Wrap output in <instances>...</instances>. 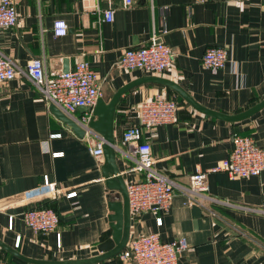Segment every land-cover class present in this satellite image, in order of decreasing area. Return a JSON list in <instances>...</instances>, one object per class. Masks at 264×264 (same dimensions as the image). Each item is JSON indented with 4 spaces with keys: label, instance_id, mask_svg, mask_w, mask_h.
<instances>
[{
    "label": "crops",
    "instance_id": "0c3cea01",
    "mask_svg": "<svg viewBox=\"0 0 264 264\" xmlns=\"http://www.w3.org/2000/svg\"><path fill=\"white\" fill-rule=\"evenodd\" d=\"M109 6L114 8L111 21L102 16ZM16 9L18 22L0 31V48L21 66L42 57L52 76L64 63L71 68L85 58L98 73L107 101L117 87L152 74L121 67L119 57L123 48L146 43L154 33L174 52L171 65L156 76L178 83L199 104L234 114L264 98V0H16ZM58 17L68 24L64 35L52 31ZM211 44L227 49L226 63L217 70L201 62ZM157 94L176 97L178 121L144 130L142 140L151 144L155 166L176 181L185 184L197 169L225 158L234 133L251 134L264 148V107L244 120L228 122L197 111L169 87L142 83L121 96L114 115L116 161L126 184L140 175L123 156L122 132L137 124L138 104ZM84 111L76 109L75 115ZM103 161L55 117L29 79L17 76L1 84L0 239L32 259L91 257L92 247L111 234L108 201L119 199L106 187ZM46 175L58 187L75 190L76 196L46 198ZM206 185L210 195L232 203H264V170L238 179L212 172ZM44 200L59 217L57 229L46 234L34 232L22 220L24 210ZM203 204L188 206L176 194L167 210L131 216L129 239L152 232L163 241L185 237L189 247L177 264H264V213ZM0 256L10 264H27L6 251L0 250ZM92 264L135 263L117 254Z\"/></svg>",
    "mask_w": 264,
    "mask_h": 264
},
{
    "label": "built area",
    "instance_id": "2783aa9c",
    "mask_svg": "<svg viewBox=\"0 0 264 264\" xmlns=\"http://www.w3.org/2000/svg\"><path fill=\"white\" fill-rule=\"evenodd\" d=\"M131 1L123 0V3L129 4ZM102 14L105 20L111 21L114 8L106 7ZM17 22L16 0H0V31L5 27L15 26ZM52 31L55 35L66 34V20L55 18ZM173 53V49L162 39L161 34L154 33L146 43L123 48L119 65L123 68H141L157 74L171 65ZM226 60L227 49L217 44L208 45L201 56L202 64L212 70L222 68ZM17 76H24L31 81L47 107L55 106L75 122L83 130L82 139L89 152L99 162L103 161V137L89 125L92 108L103 97V92L98 73L87 59L77 60L73 67L66 71L60 70L52 76L45 68L42 57H32L25 66H21L0 48V85ZM78 107H86L87 110L77 116L75 111ZM178 108L175 96L157 94L144 99L137 106V124L130 125L122 132L121 144L125 148L123 156L130 162L131 170L139 172L140 175L126 184L130 215L136 216L148 210H167L176 194L181 195L188 206H204L203 201H207L247 214L264 213V203L261 207L232 203L210 195L206 185V177L212 172H223L229 179H238L258 176L264 170V148L256 143L251 134H232L230 153L212 167L197 169L191 173L185 184L162 173L155 166L151 144L142 140V133L157 125L176 123ZM56 135L60 134L52 136ZM42 188L44 196L50 199L76 196L75 190L58 187L47 175L43 178ZM22 220L34 232L42 234L55 231L59 223L58 214L49 206L27 208L22 213ZM11 227L12 216L8 225V228ZM19 239L17 236L16 247ZM188 247L185 237L163 241L157 233L152 232L130 238L118 256L122 261L135 264H177ZM0 264L10 263L0 258Z\"/></svg>",
    "mask_w": 264,
    "mask_h": 264
},
{
    "label": "water",
    "instance_id": "95a60500",
    "mask_svg": "<svg viewBox=\"0 0 264 264\" xmlns=\"http://www.w3.org/2000/svg\"><path fill=\"white\" fill-rule=\"evenodd\" d=\"M68 69V65L64 63L63 70L66 71ZM146 82L156 83L169 87L197 111L210 117L228 122H238L244 120L264 107L263 98L251 107L238 113L227 114L215 111L196 102L192 98V96L187 91H185L178 83L160 76H156V74H143V76H140L121 87H117L116 91L112 94L111 98L108 101L103 97H100L97 100L95 106L92 108V115L89 120V125L96 132H98L104 140V161L101 167V173L104 177L106 187L109 190L116 192L119 196V199H111L108 201V220L111 234L103 241L93 246L91 257L85 259H70L61 261L32 259L23 256L16 249L4 243L1 239L0 248L27 264H92L117 255L126 246V243L129 240L130 236L131 215L129 211L126 183L116 161L117 148L113 135V123L115 109L121 96L135 86ZM50 109L55 117L59 119L64 125L70 127V129L77 137H83V130L75 122L67 118L55 106L51 105ZM78 109L87 110L86 107H78Z\"/></svg>",
    "mask_w": 264,
    "mask_h": 264
},
{
    "label": "trees",
    "instance_id": "16d2710c",
    "mask_svg": "<svg viewBox=\"0 0 264 264\" xmlns=\"http://www.w3.org/2000/svg\"><path fill=\"white\" fill-rule=\"evenodd\" d=\"M252 106V105H251ZM37 206H49L50 207V205H49V201H47V200H44V201H41V202H39L38 204H36ZM34 206V205H33ZM33 206H30V207H33ZM0 250L1 251H5V250H3L2 248H0ZM7 255H9V257H12V255L11 254H9V253H7ZM0 258H4V259H6V260H8L7 258H6V256H0Z\"/></svg>",
    "mask_w": 264,
    "mask_h": 264
}]
</instances>
